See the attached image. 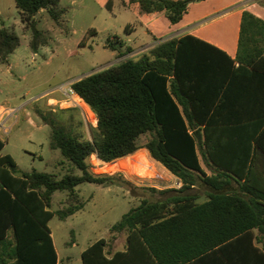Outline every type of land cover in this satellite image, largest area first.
Listing matches in <instances>:
<instances>
[{
  "label": "trees",
  "instance_id": "obj_1",
  "mask_svg": "<svg viewBox=\"0 0 264 264\" xmlns=\"http://www.w3.org/2000/svg\"><path fill=\"white\" fill-rule=\"evenodd\" d=\"M198 1L203 0H132L142 14L166 12L171 24L180 23L190 4ZM15 3L21 23L32 32L30 47L36 53L47 45V38L35 17L45 10L60 21V0ZM190 41L197 46H187ZM20 44L14 32L0 28V62L7 64ZM117 45L123 43L109 40L113 50ZM250 85L264 91V20L247 10L236 60L193 36H183L154 47L139 60L75 81L72 88L97 117L92 140L56 128L48 115H40L45 124H52L51 148L72 165L68 174L58 178L37 171L20 173L16 160L2 154L5 141L0 138V264H58L50 222L55 217L64 221L84 208L79 185L107 186L114 179L94 174L91 156L111 163L133 155L146 134L151 136L145 146L151 157L184 186L151 189L170 196L162 202L143 200L112 228L127 233V249L109 257L108 240L102 238L82 253L83 263L249 264L247 255L253 252L254 264H264V248L253 244L254 229L264 235V198L250 186L245 155L253 143L264 157V92L260 101L254 100ZM239 87L241 100L235 103ZM236 106L242 111L248 107L252 115H229ZM252 121L255 125L246 126ZM200 156L209 159L218 174L207 176ZM232 175L240 183L238 193L226 191ZM198 181L213 190L202 204L191 193ZM56 192L69 193L67 209L51 210ZM246 193L253 197L245 198Z\"/></svg>",
  "mask_w": 264,
  "mask_h": 264
},
{
  "label": "rangeland",
  "instance_id": "obj_2",
  "mask_svg": "<svg viewBox=\"0 0 264 264\" xmlns=\"http://www.w3.org/2000/svg\"><path fill=\"white\" fill-rule=\"evenodd\" d=\"M130 1L60 0L59 7L64 11L60 21H54L45 10L35 17L37 28L47 38V45L36 55L30 47L32 32L21 23L15 0L0 5V28H8L21 41L9 58L11 67L0 62V106L16 111L4 120L6 130L0 129V137L5 141L2 154L16 160L20 173L37 171L62 178L72 168L60 150L51 148L49 125L52 124L50 121L49 125L45 124L41 114L48 115L56 128L83 139L92 140L95 136L97 117L90 108L85 112L74 108L62 110L55 105L57 102H49L48 97L63 100V90L73 82L128 60H138L142 53L170 40L182 29L199 30L216 42L230 45L236 38L243 8L264 19V0L192 2L188 15L179 24H171L166 12L141 15L139 4L130 5ZM109 40L120 41L123 46L117 45V50H113L108 46ZM55 90L57 94H52ZM42 95L46 97L37 101ZM150 139L149 134L142 136L139 145L144 147ZM143 152L147 163L139 161ZM148 159L151 160L148 151H138L117 164L125 167L123 162H131L129 169L114 173L106 172L105 167L92 171L113 177L111 185L83 183L76 188L81 202L86 203L85 208L66 221L55 217L49 224L61 264H83L82 252L101 238L112 244L120 240L123 247L126 233L112 231L122 216L143 200L162 202L170 196L153 193L151 189H177L176 180L166 170H156ZM89 163L93 166L92 157ZM76 173L81 174L78 170ZM191 193L200 196L199 202L208 198L202 185ZM68 202V192H56L51 210H65Z\"/></svg>",
  "mask_w": 264,
  "mask_h": 264
},
{
  "label": "crops",
  "instance_id": "obj_3",
  "mask_svg": "<svg viewBox=\"0 0 264 264\" xmlns=\"http://www.w3.org/2000/svg\"><path fill=\"white\" fill-rule=\"evenodd\" d=\"M10 1V0H9ZM7 2V0H0V5H3L2 3H6ZM132 2L130 1L129 2V4L130 5H134L135 3H132ZM125 5H128L126 2H125ZM244 9H246V8H243V10L240 12L241 13V17L239 18V20H238V23H237V34H236V38L234 39V41H233V43H231L230 45L229 44H226V43H222V42H216V41H214L213 40V38H211L209 35H207V34H205V33H201V32H199V30L197 31V30H193V29H191V28H186V29H182V30H180V31H178V32H176L174 35H172L171 37H173V38H171V39H174V38H176V39H179V38H181V37H186V36H193V37H195V38H197V39H199V40H201V41H203V42H205V43H208V44H210V45H212V46H214V47H216V48H218V49H220V50H222V51H224L227 55H229L233 60H236V58L238 57V53H239V40H240V31H241V22H242V14H243V12L245 11ZM189 10H190V7H189ZM247 10V9H246ZM41 13V12H40ZM139 13L141 14V15H151V14H142L141 12H140V9H139ZM188 13H189V11H188ZM251 13H253L254 15H256L257 17H259V18H261L262 20H264L261 16H259L258 14H256L255 12H251ZM154 14H158V13H154ZM186 15H188V14H186ZM185 15V16H186ZM184 16V17H185ZM184 19V18H183ZM183 21V20H182ZM181 21V22H182ZM179 24V23H178ZM170 38V37H169ZM167 39V38H166ZM170 39V40H171ZM120 40V39H119ZM168 41V40H167ZM155 42V41H154ZM154 42H150V43H148V44H151V43H154ZM164 43V42H163ZM148 44H146V45H148ZM162 44V43H161ZM187 44H190V45H187V46H191V45H193V46H197V44L198 43H195L194 41H190L189 43H187ZM160 45V44H159ZM142 46H145V45H142ZM156 47V46H155ZM154 48V47H153ZM152 48V49H153ZM151 50V49H150ZM149 50V51H150ZM146 52H148V51H146ZM146 52H144V53H142L141 55H140V57H139V59L146 53ZM35 55H36V53H35ZM10 58V57H9ZM138 59V60H139ZM136 60V59H135ZM2 64V63H1ZM3 65H7V67L8 68H10L11 67V65H9V62L7 63V64H3ZM239 66V64L238 63H236V67H238ZM74 83V82H73ZM72 83V84H73ZM71 84V85H72ZM246 85V84H245ZM246 86H248V85H246ZM244 87V90H248V87ZM256 86L257 85H250V87H251V92L253 91V92H255L256 94H255V97H254V95H252V101H253V97H254V100H258V101H260L261 100V93L262 92H264V91H261V87H259V88H256ZM62 87V86H61ZM61 87L58 89V91L61 89ZM212 88H214V90H212L211 92H214L215 91V86L213 85V87ZM254 88H256L257 90H254ZM238 91H236V97L234 98V102L235 103H238L240 100H241V97H240V94H241V89H240V87H239V89H237ZM57 92V90H55V91H53L52 92V94H57L56 93ZM250 92V93H251ZM215 93V92H214ZM45 95H47V94H45ZM45 95H42L39 99H36L37 101H41V100H43L46 96ZM62 95H64L63 94V92H62ZM48 96V95H47ZM49 98V101L51 102V101H54V100H56L55 98H50V97H48ZM36 101V102H37ZM10 111H15V109H12V108H8V107H3V106H0V113H3L4 112V115H3V118H5V119H8L9 117H11V115L9 114V112ZM16 112V111H15ZM213 114V112H211L210 113V115H212ZM229 115H252V113H249V109H248V107H246V109H245V111H242L241 109H239L237 106L236 107H234L233 109H232V111H230L229 112ZM255 123L256 122H254V121H252V122H249L248 124H246V126H249V125H252V124H254L255 125ZM97 124V123H96ZM236 127H240V126H236ZM233 128H235V127H233ZM233 128H231V134H232V132H233ZM236 129V128H235ZM237 132V131H236ZM1 138V137H0ZM2 139V138H1ZM146 146V145H145ZM145 146L144 147H142V146H140L141 147V149L140 150H138V151H143V150H145V151H148L146 148H145ZM248 149H246V151H245V155H248V156H246L247 158V164H246V166L249 168V170L251 171V174H250V179H249V182H250V186L252 187V188H254V189H258L259 191H260V196L261 197H263L264 198V157H263V155L259 152V151H257V149H256V147H255V144H253V143H251V145L249 146V147H247ZM137 151V152H138ZM149 152V151H148ZM3 153V152H2ZM150 154V153H149ZM151 156V155H150ZM149 160V159H148ZM151 161H153L151 164L155 167V169L156 170H160V171H162V169H164V170H166L170 175H171V177L172 178H174L175 180H176V182L179 180V178H177L176 176H174L173 174H171L162 164H160L159 162H157V161H155L152 157H151V160H149V162H151ZM200 164H201V167L204 169V171L206 172V174H207V176H212V175H214V174H218V172H217V170H216V168L213 166V163L209 160V159H206V158H203L202 156H200ZM158 166V167H157ZM238 166V165H237ZM232 177L234 178H231V179H229V185H228V187L226 188V191H228V192H230V193H238V192H240V183L237 181L238 180V178L236 177V176H234V175H232ZM241 183H244V180L241 182ZM198 185H202L203 186V188L205 189V191H207V193H208V198H209V194L210 193H212L213 192V190L211 189V188H209L208 186H206V185H204L201 181H198V184L196 185V186H193V189H195V188H197V186ZM159 190H165V189H159ZM192 195H194V196H196L198 199H197V201H196V203L197 204H202V203H204V202H206L207 200H208V198H207V200H204V201H202V202H199V199H201L200 198V196H198V195H196V194H194V193H192ZM253 197V195L252 194H249V193H246L245 194V198H252ZM263 203H264V201H262ZM85 206H86V203H85ZM85 206H84V208H85ZM83 208V209H84ZM82 209V210H83ZM82 210H80V211H82ZM80 211H78V212H80ZM77 213V212H76ZM75 213V214H76ZM128 213V212H127ZM74 214V215H75ZM73 216V215H72ZM72 216H70V217H72ZM70 217H68V218H70ZM67 218V219H68ZM66 219V220H67ZM66 220H64V221H66ZM50 227V226H49ZM253 233H254V240H253V244H254V246H256V247H259V248H264V235L263 234H261L260 233V231L258 230V229H254L253 230ZM52 238H53V234H52ZM102 239V238H101ZM100 240V239H99ZM53 241H54V238H53ZM98 241V240H97ZM119 241L120 240H116V243H114V244H112V243H110L109 241H108V246H107V248H106V252L108 253V256L109 257H112L116 252H118V251H124V250H126L127 249V247H128V241H127V233H126V245H124L123 247L121 246V245H119ZM96 242V241H95ZM94 243V242H93ZM92 243V244H93ZM54 244H55V242H54ZM90 246V245H89ZM88 246V247H89ZM55 247H56V245H55ZM87 247V248H88ZM86 248V249H87ZM85 249V250H86ZM56 250H57V248H56ZM84 250V251H85ZM83 251V252H84ZM82 252V253H83ZM57 253H58V250H57ZM247 258L248 259H246L247 260V262H249V264H254V262H255V258H257V255L255 254V253H250L249 255H247ZM83 260V259H82ZM62 263V259L60 258V255H59V253H58V264H61ZM84 264V263H83Z\"/></svg>",
  "mask_w": 264,
  "mask_h": 264
},
{
  "label": "built area",
  "instance_id": "obj_4",
  "mask_svg": "<svg viewBox=\"0 0 264 264\" xmlns=\"http://www.w3.org/2000/svg\"><path fill=\"white\" fill-rule=\"evenodd\" d=\"M63 90V89H62ZM63 94H64V99L63 100H54L55 102H57L55 105L58 106L60 109L64 110V109H79L81 111H86L87 107L88 109L90 108L85 101L83 100V98L72 88V85H70V87L68 89H66V91L63 90ZM50 102V101H49ZM54 103H50V105H53ZM15 111H10L9 114L10 115H14ZM4 112L0 113V129L4 128L6 130L5 124H4V119H1V117H3ZM92 157V164L93 166H91L93 169L92 171L97 172L98 169H102L105 167H109L111 164H114L113 162L109 163V162H105L103 160H101L97 154H94L91 156ZM91 159V158H90ZM94 160L96 162H98L97 164H95ZM106 172H109L108 170ZM115 172H120V171H114ZM97 175V174H96ZM177 189H181L184 184L183 182L179 179L176 183Z\"/></svg>",
  "mask_w": 264,
  "mask_h": 264
},
{
  "label": "bare ground",
  "instance_id": "obj_5",
  "mask_svg": "<svg viewBox=\"0 0 264 264\" xmlns=\"http://www.w3.org/2000/svg\"><path fill=\"white\" fill-rule=\"evenodd\" d=\"M145 154H144V152L141 154V155H139V161L140 162H142V163H147V157L146 156H144ZM134 158V157H133ZM136 158H138V156L137 157H135V160H136ZM125 160V158H123L122 160H119V161H117V162H115L114 164H111L109 167H107V169H106V171L107 170H111V172H114V171H122L123 169L125 170V169H129L130 167H131V165H132V163L131 162H129V163H127V162H123V165L125 166V167H121V166H117V164L119 163V162H122V161H124ZM94 162H95V164H97L98 162H96L95 160H94ZM133 162V161H132Z\"/></svg>",
  "mask_w": 264,
  "mask_h": 264
},
{
  "label": "water",
  "instance_id": "obj_6",
  "mask_svg": "<svg viewBox=\"0 0 264 264\" xmlns=\"http://www.w3.org/2000/svg\"><path fill=\"white\" fill-rule=\"evenodd\" d=\"M82 79V78H81ZM80 80V79H79Z\"/></svg>",
  "mask_w": 264,
  "mask_h": 264
}]
</instances>
